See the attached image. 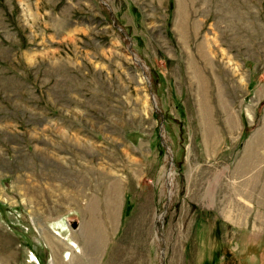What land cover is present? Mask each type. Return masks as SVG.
<instances>
[{"label":"rangeland","instance_id":"1","mask_svg":"<svg viewBox=\"0 0 264 264\" xmlns=\"http://www.w3.org/2000/svg\"><path fill=\"white\" fill-rule=\"evenodd\" d=\"M179 1L0 0V236L11 253L0 264H89V204L106 228L95 264H264V146L232 175L264 120V0H183L184 37ZM204 32L217 56L207 68L195 52ZM191 61L207 77L213 153ZM216 83L238 118L230 132ZM107 172L120 180L114 227Z\"/></svg>","mask_w":264,"mask_h":264},{"label":"bare ground","instance_id":"2","mask_svg":"<svg viewBox=\"0 0 264 264\" xmlns=\"http://www.w3.org/2000/svg\"><path fill=\"white\" fill-rule=\"evenodd\" d=\"M176 11H177V17H178L177 18V31L180 33L181 35L180 37H184L186 24L188 22L189 12L187 11V8L183 0L178 2ZM203 23L204 22L201 21V19L197 20L195 29L199 31V29L203 27L201 26ZM206 35L207 33L204 32L203 36L200 37V39L198 38V40L195 43V52H196L197 58L199 59V63L203 64L204 68H207L209 65L215 64V63H212V59H214V57L217 59V56L213 54V50L211 49L209 40L206 37ZM189 69L191 73V78L193 79L192 83L195 84L194 90H195V93L197 94L196 100L198 104L197 115H198V119L201 125V132H202L203 139L205 142L206 151L213 153V147L217 144V138L219 137V134H218L217 127L215 126L217 124H215L214 119L212 117L213 112L211 111V107H210L211 104L209 102V98L207 95V82H206L207 77L203 73L202 67L201 66L199 67L197 64L193 63L192 61L189 62ZM204 72H206V69H204ZM216 86H217L216 100L222 110L221 119L223 121V125L225 126V128L230 132V130H233L235 128L238 118H237V115L234 114V111L232 110V108L229 107V104L227 103L226 98L224 97L225 95L223 93L221 85L218 86V83H216ZM263 135H264V120L262 121L261 126L256 129V132L244 144L242 152L234 164L232 175H240L241 173L242 174L247 173L253 166L257 164V162L260 159V155L258 154V148L260 146H264V138H262ZM108 173L109 172H107V175L109 177L107 179L106 185H104V190H103L104 198L106 199L105 217L109 224V227H114L117 221V215H118V209H119L118 183L120 182V180L117 178L116 175H110ZM258 181L259 179H257V182ZM248 182L249 180H245L242 182V184H245ZM237 190L244 191L247 193V191L243 190L240 186L237 187ZM244 192L242 195L243 196L245 195L248 197L249 194H246ZM243 196H240V197H243ZM87 211L90 212L89 217L88 218L86 217L87 219L83 218L80 224V227H79V234L82 237V242H83L82 249L84 250L85 255H87L86 257H88L87 262L89 264H95L96 263L95 261L98 256V250L101 247V245L105 243V240H106L105 235H104L106 228H104L103 224L98 222L94 218L95 215L93 217V213H94L93 205H90V204L87 205ZM225 213L227 214V217L229 219L231 220L236 219L231 215L232 212H228L227 209L225 210ZM236 215L238 219L239 217L238 212L236 213ZM44 236L46 237L52 249L53 254L57 253L56 252L57 247L60 242L56 240L55 238L51 237L52 235L51 234L49 235V233H47L46 231H44ZM6 240L7 238L0 236V247L4 246L3 249L0 248V260L2 263H4L5 260L9 261L8 258L11 257L10 256L11 253H6L7 248H8L6 244H4ZM3 250H5L4 253L6 255L2 253ZM83 263L84 262L81 259V257L76 256V254L71 255L69 264H83Z\"/></svg>","mask_w":264,"mask_h":264}]
</instances>
